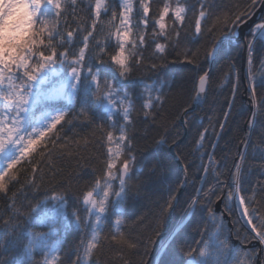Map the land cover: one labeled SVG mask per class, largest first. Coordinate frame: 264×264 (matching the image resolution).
Here are the masks:
<instances>
[{
	"label": "snow or ice",
	"instance_id": "snow-or-ice-1",
	"mask_svg": "<svg viewBox=\"0 0 264 264\" xmlns=\"http://www.w3.org/2000/svg\"><path fill=\"white\" fill-rule=\"evenodd\" d=\"M197 4L194 31L189 34L190 0H0V199L8 201L0 208V264H65L66 231L72 228L80 238L70 264H133V256L139 257L136 264H148L140 249L146 255L154 241L147 232L133 236L126 230L130 213L144 198L148 181L179 167L185 179L169 188L168 199L153 218L159 223L165 214L173 213L191 166L183 158L178 125L165 127L158 138L151 135L174 84L159 73L168 64L182 61L198 74L194 103L178 117L188 124L189 109L204 102L212 85L211 72L199 62V49L193 48L204 31L214 32L216 24H222L205 53V61L214 62L239 40L241 26L264 7V0L223 7L216 0H197ZM210 19L213 24L208 27ZM249 36L245 37L250 66L246 91L252 105L249 131L240 141L242 150L228 171V183L221 179L220 168L226 165L215 158L217 145L210 141L212 151L205 148L209 129L195 142V151L203 149L202 158H207L200 177L206 187L197 188L185 201L182 221L190 223L202 213H207V221L197 224L201 239L196 246L182 247L184 264H228L229 256L234 264H264V211L259 207L264 201V180L250 189L244 187L252 171L248 149L264 177V134L260 143L251 140L257 123L264 128V60L259 79L251 67L256 40L264 41V16ZM141 69L154 75H138ZM236 90L233 86V93ZM234 100L233 95L224 101L229 110L217 122L220 132L209 118L211 134L217 139L228 126ZM74 121L89 131L77 132ZM64 158L75 161L67 176L54 162ZM93 160L99 161V169ZM45 169L51 178L59 177L61 190L53 189L51 195L21 211L17 195L26 189L39 191ZM84 176L91 179L84 181L69 213L66 194ZM15 185L19 187L13 191ZM221 201L223 209L217 212L215 204ZM234 212H239V218L227 227L224 214ZM147 219L140 214L133 223L145 226ZM233 236L239 247L232 243ZM253 241L259 247H245ZM105 249L110 253L107 259ZM36 254L42 260L37 261ZM168 254L169 245H161L156 264H174L163 259Z\"/></svg>",
	"mask_w": 264,
	"mask_h": 264
},
{
	"label": "trees",
	"instance_id": "trees-1",
	"mask_svg": "<svg viewBox=\"0 0 264 264\" xmlns=\"http://www.w3.org/2000/svg\"><path fill=\"white\" fill-rule=\"evenodd\" d=\"M217 4L221 7L226 5L235 4L237 2L243 4L247 0H216ZM192 9L189 12L190 23L188 24V33L191 34L194 31V21L198 15V4L197 0H190ZM156 9V4H153V11ZM264 16V14H263ZM213 20L208 21V27H211ZM222 27V24H216V30L214 32L204 31L199 45L193 48V51L196 48L199 49L197 58L202 64L205 70H208L210 63L205 61V53L210 49L214 39L219 35V28ZM249 36V33L245 37ZM247 41H236L230 47L224 49L221 54V57L217 58L211 68L210 72L212 75V85L208 91L207 98L204 100L203 104L199 107H196L194 110L189 111V123L182 125L180 123L182 110L185 107L191 105L195 89L197 86L198 74L192 71V65H186L185 63L177 62L175 64H168L166 68L160 71V75L164 78L173 81V87L171 92L168 93L165 100L164 106L162 108V116L159 118V124L151 130L152 137L158 138L163 135L164 128H172L173 124L178 125V130L181 133L182 143L181 150L183 152V158L191 166L187 172L188 184L186 185L183 193L180 196V203L176 207L175 211L171 215L170 230L169 236L161 237V235L167 229V220L168 214H165L159 223L153 218L154 213L159 209L161 205L169 197V188L175 187V182L177 180H182V171L179 167H174L167 176H157L152 180L148 181V187L143 193V199L136 204L135 208L132 209L130 216L127 220L126 230L133 236L141 235L143 236L145 232L148 235H151L154 244L158 239V243L155 245L154 255L148 264H156L157 250L161 245H169V254L163 257L165 261L171 260L174 264H184L186 257L184 252L181 250L182 247L186 250L188 246H196V242L201 239L199 231L197 229V224L203 226V223L207 221V213H202L197 216L192 222H183V209L185 207V201H187L191 196L195 195V190L200 187H206V184H201L200 177L204 175L201 170V165L207 163L206 155L202 158L201 153L204 152L202 149L201 152L195 151V142L199 139L200 133L205 129H209L208 137L204 141L205 148L208 152H211L212 149L208 147L209 142L215 143L217 146L215 148V158L221 164L226 165V167H221L220 171L224 173L221 177L226 183L229 182L228 171L232 167L233 161L236 158L238 151L242 150L240 147V141L246 138V135L249 131L248 129V119L251 115L252 105L250 104L249 93L246 91L248 87L246 72L249 69L247 64V49L245 45ZM256 52H255V63L252 67L253 74L259 79L261 75L260 61L264 60V41L259 39L255 43ZM150 55L149 51L145 52V57L147 58ZM173 56H169L171 61ZM159 63V62H157ZM165 73L167 76L165 77ZM202 74V73H200ZM138 75L142 76H152L154 75L147 69H141ZM233 86L236 87L235 93H233ZM259 93V90H258ZM233 95L235 96L233 107L231 108V114L227 121V127L222 133H220V138L212 136L211 134V125L216 124V131L220 132L218 127V121L223 119V112L228 111L227 105L224 103L225 100H231ZM63 102H61L62 104ZM98 122V121H97ZM75 130L81 132V134L89 131V127H85L79 122L74 121ZM67 131V126L65 128ZM69 136H73L72 132L67 133ZM262 134H264V128L261 127L260 123H257L254 130L252 131L251 140L253 143H260ZM250 161L249 167L252 168V171L245 178V189H250L258 180H264V177L260 176L258 161L252 159V150L248 149ZM55 156V154H54ZM226 157V159H225ZM57 168H63L62 175L67 176V173L75 165L74 160L64 159H55L54 160ZM83 163V162H82ZM91 163L97 168H100V163L98 160H93ZM87 171L90 173L91 168H88ZM27 175V174H25ZM25 175H21V183L25 182ZM40 174H37V179L39 180ZM91 176H84L82 180L76 184L73 189L68 192V211L69 213L73 210L74 201L76 195L79 194L81 189L84 187V181L90 180ZM212 179L211 175L206 177V180L210 181ZM59 177L53 179L47 175V169H45L44 183L39 191H32L26 189L23 195H17V206L20 207L21 211H27L29 206L34 205L38 200L43 199L46 195H51L53 189L60 191L61 188L58 184ZM19 185L12 187V190L15 191ZM8 203L7 200L0 199V208H3ZM216 205V204H215ZM221 207L223 209V202L221 201ZM262 211H264V201L261 202L260 206ZM49 210H51V204L49 205ZM144 214L148 219L145 221V226H142L138 223H133L136 216ZM227 214V213H226ZM5 215L7 212L5 211ZM83 215V213H81ZM227 216H229L227 214ZM239 218L238 213L234 212L229 216L231 225ZM225 224L229 227L227 220L225 219ZM182 227V230L177 231ZM37 231H44L46 229L38 228ZM60 230L65 232L62 225ZM159 233V235H157ZM175 235V239H172V236ZM68 246L66 249L65 264H70L71 260L75 258L74 250L79 243L80 233L72 228L66 231ZM235 237L233 236L232 243L239 247V242L235 243ZM254 241L251 244L246 245L245 247H259L253 245ZM151 245L148 253L145 255L144 248L140 249V254L143 256L144 260L147 262L150 256L152 247ZM110 253L108 249H105V257L107 259ZM242 255V254H241ZM37 261L42 260V256L39 254L35 255ZM133 264H136L139 257L133 256ZM109 264H112L109 261ZM228 264H234L233 257L229 256Z\"/></svg>",
	"mask_w": 264,
	"mask_h": 264
},
{
	"label": "water",
	"instance_id": "water-1",
	"mask_svg": "<svg viewBox=\"0 0 264 264\" xmlns=\"http://www.w3.org/2000/svg\"><path fill=\"white\" fill-rule=\"evenodd\" d=\"M263 14H264V7H260V8H258V9H257V12H256V15L253 16L252 19L248 20V22H247L246 24H244V25L241 26V28H240V35H239V40H238V41L245 42V35H246L247 33L250 32V29L252 28V26H253L256 22H258V21L260 20V17L263 16ZM234 42H236V41H234ZM212 64H213V62L210 63V67H209L208 71L210 70ZM195 95H196V92H195ZM195 95H194V97H195ZM193 103H194V98H193V101H192L191 105H192ZM202 104H203V103H202ZM202 104H201V105H202ZM201 105H200V106H201ZM195 108H196V107H195ZM195 108H194V109H195ZM194 109L190 108L189 111L194 110ZM181 116H182V115H181ZM180 123H181L182 125H184V124L182 123L181 120H180ZM180 170H181V168H180ZM181 171H182V170H181ZM182 177H183V179H185V175H184L183 172H182ZM215 209H216L217 212L222 211L221 202L216 203V205H215ZM171 215H172V213H171L170 215L168 214L167 229H166V231L161 235V237H167V236H169L170 222H171ZM224 215H225V219H226L227 222H228L229 227H231V222H230V220H229V216H227L226 213H225ZM157 243H158V239L156 240L154 246H153L152 249H151L150 256H149V259H148V261H147L148 263L150 262V260L152 259L153 255H154L155 245H156ZM235 243H238V241H235ZM253 245H255V246H259L258 244H256L255 241H254Z\"/></svg>",
	"mask_w": 264,
	"mask_h": 264
},
{
	"label": "rangeland",
	"instance_id": "rangeland-1",
	"mask_svg": "<svg viewBox=\"0 0 264 264\" xmlns=\"http://www.w3.org/2000/svg\"><path fill=\"white\" fill-rule=\"evenodd\" d=\"M238 213V216H239V212H237Z\"/></svg>",
	"mask_w": 264,
	"mask_h": 264
}]
</instances>
